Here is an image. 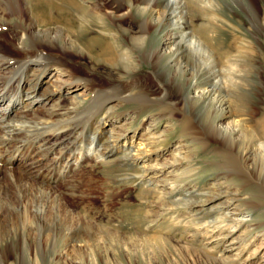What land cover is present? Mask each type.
Here are the masks:
<instances>
[{"label":"bare ground","instance_id":"obj_1","mask_svg":"<svg viewBox=\"0 0 264 264\" xmlns=\"http://www.w3.org/2000/svg\"><path fill=\"white\" fill-rule=\"evenodd\" d=\"M37 1L0 0V40L5 44L4 46L0 42V185L21 186V183H25L30 188L36 187L41 194L56 197L67 207L68 204L65 199L62 202V198L65 191H72L75 187L69 178L71 172L82 167L85 162L92 160L102 162L108 157V153L118 155L120 151L127 150L122 159L130 161L129 164L140 169L139 172L135 171L136 174L130 173L128 178L139 179L140 186L145 187L156 199L154 202L148 200V208H145V219L150 224L148 227L155 225L163 215H168L166 218L169 219L167 227L169 233L168 230L165 233L159 232L161 234L157 240L169 241V253L175 254V258H172L169 264H177L178 260L182 262L187 260L190 264H264V212L251 210L247 199L251 198L248 192L246 197L245 192L239 193L237 188L229 186L228 182L231 184L235 174L234 177L226 175L221 170L223 165L221 166L217 160L207 165L214 170L211 179L203 178L196 181L205 167L195 165V155L204 152L220 157L224 154V149L220 145H212L213 142L210 141L208 145H201L202 143L196 142L195 138H192L194 143L188 142L186 136L190 134L189 130L177 121L170 110L162 108L158 112L151 111L146 117L140 115V108H135L131 114L126 112L121 114L116 112L118 110H115V106L127 97L128 93L106 97L95 109L93 105L91 106L94 109L91 117H94L95 126H92L89 140L82 147L72 148L69 144V135L77 124L72 126L75 120L69 121L79 109L74 106L83 102L90 95L89 92H93L92 100L96 101L98 90L95 88L97 83L93 76L75 72L74 63L67 52L80 55L86 46L88 54L94 51L96 57L110 62L124 61L122 64H125L131 61L133 48L136 49L137 45L143 44L147 38V30H139L137 34L126 32V39L130 42L127 45L133 46L128 49L118 46L117 32L110 34L108 32L109 38L101 32L93 35L90 33L89 36L83 37L84 42L80 43L79 39L74 38L59 21L52 23L54 21L51 18V22H46L34 10ZM76 1L80 4L76 3L79 8L96 12L98 16L101 15L100 17L111 18L114 22L130 14L133 2L132 0L128 2L130 4L128 11L119 13L121 0H99L98 6L96 3L93 4L95 7L88 6V0ZM67 3L69 4L68 1ZM138 4L136 8L139 12L147 13L151 17L148 20L150 24L152 21L160 20L161 24H164V30L168 28L169 21H172L170 26L173 29L178 28L183 17L181 9L184 5L182 6L179 0H159L153 6L149 5L148 10L146 5ZM7 22L12 24V28L7 27ZM6 29L13 31L14 36L8 38L1 36ZM166 33L159 46L143 50L144 57L152 58L159 64L163 63L168 69L171 68L168 79L175 90L178 88L177 99L184 100L188 96L195 104L203 103L209 110L210 120L212 119L211 122L214 123L210 125L214 130L225 132L235 141L241 137L242 141L239 143L241 148L234 145L225 151L236 150L256 178L264 180V109L259 116L246 114L247 119L237 117L241 112L224 111L216 89L220 78L215 74L220 68H215L218 57L216 58L217 55L208 41L193 32L194 34L188 36L189 39L179 42V39L176 40L175 32L170 33L168 30ZM191 49L196 51L191 54L189 51ZM178 54H181L180 58H177ZM187 56L190 58L192 56L199 64H204L205 60L206 64L208 60L213 63L210 67L211 72H205L206 77L204 80L202 78V82L194 81L188 93L184 86L181 87V84L187 83L184 77L189 68L182 59ZM170 57L176 59L175 62L169 63ZM164 58L168 60L162 61ZM228 62L235 67L233 60ZM226 68L231 66L227 65ZM143 84L146 85V82ZM148 86L152 88V84ZM150 92L156 94L154 100L161 101L168 100V96L172 94L162 84L153 87ZM65 97L72 101V105L62 107L64 109L62 110L60 105ZM178 102L177 100L171 105L169 103V109L177 106ZM8 105L10 106L7 109ZM246 122L250 123L249 126ZM158 125H161L162 129L155 134L153 129ZM176 125L180 126L179 139L169 142V147H164V135L168 129L170 135ZM238 131L240 135L236 136ZM99 136H106L107 141H102L101 138L102 143L99 144L96 141L100 139ZM191 136L194 137L192 134ZM213 140L216 141L215 138ZM44 166L57 168L58 171L56 174H48L49 170L46 169L47 173H44L42 168ZM28 176L37 178L42 183L46 182L47 185L32 181ZM59 183H63L64 186H59ZM83 221L88 223L87 220ZM174 232L183 235L182 245L179 244Z\"/></svg>","mask_w":264,"mask_h":264},{"label":"rangeland","instance_id":"obj_2","mask_svg":"<svg viewBox=\"0 0 264 264\" xmlns=\"http://www.w3.org/2000/svg\"><path fill=\"white\" fill-rule=\"evenodd\" d=\"M124 1H119L121 10L118 12L128 11V5L130 6L128 2L133 1L130 14L121 16L122 18L115 22L111 18L98 16L99 14L96 12L79 8L80 4L76 0H38L35 5L34 10L46 22H51L52 19L54 21L52 23L59 21L73 34L74 38L79 39L80 43H83V37L89 36L90 33L93 35L101 32L109 38L110 32H117L119 35L118 46L128 49L133 46L127 45L130 42L126 39V32L137 34L136 32L139 30H147V38L143 44L137 45L136 49L133 48L132 59L125 64H122L124 61L110 62L104 58L96 57L94 51L88 54L86 46L82 51L84 53L81 52L80 55H75L71 51L67 52L68 57L72 58V63H74L75 72L93 76L97 83L95 88L98 90L96 101L92 100L93 92H89L90 95L83 102L77 103V106L73 105L79 109L69 121L75 120L72 126L77 124V127H74L75 130L69 135L72 139L68 138L69 144L73 149H76V147H82L89 140V133L91 129L93 130L92 126H95L94 117H91L92 110L103 99L128 93L127 97L120 100V103L115 106V110H118L116 112L131 114L132 110L140 108V115L146 117L150 115L151 111L158 112L162 108L170 110L173 116L178 119L177 121L189 130L190 134L186 136L188 142L199 141L202 143H200L201 145H208L210 141L213 142L212 145H220L224 149V154H221L220 157L204 152H198L195 155L197 162L195 165L205 167L196 181L203 178L211 179L214 170L207 165L211 161L217 160L221 166L223 165L221 170L226 175L234 177L235 174V179L232 182L236 183L228 182L229 186L237 188L239 193L245 192L244 195L248 192L251 197L247 198L251 210L257 209V211L264 212V180L256 178L254 172L245 164L243 158L238 156L236 150L225 151L226 148L234 145L241 148L239 146L240 140L242 141L241 137L235 141L225 132L214 130L210 125L211 123L214 125V123L211 122L212 119L210 120L209 110L203 103L195 104L188 96L184 100L177 99L178 88L175 86V90L174 85L168 79L171 68L168 69L163 63L159 64L152 58L144 57L143 54V50L159 46L168 30L170 33L175 32L176 40L179 39L180 41L177 40L179 42L189 39L194 33L201 35L208 41L214 54L216 53V58L218 57L215 68H220L215 71V74H218L220 78L216 89L218 98L222 100L220 103L223 105V110L233 113L234 111L241 112L237 117L243 119H247L250 114L259 116L264 109V0H197L198 2L196 0H179L182 6L184 5L181 9L183 17L178 28L173 29L172 21H169L171 28L168 26L166 30L163 29L164 24H161L160 20L152 21L150 24L149 14L141 13L136 8V5L140 3L146 5L148 10L149 5L153 6L159 0ZM98 2L100 1L88 0L87 5L95 7V5L98 6ZM143 2L147 4H143ZM94 3L96 4L93 5ZM57 5L60 9L57 8ZM67 7L71 10L69 11ZM7 27L12 28V24L8 23ZM1 36L8 38L14 36V33L6 29L1 33ZM0 42L5 46L1 40ZM194 50L196 51V49ZM194 50L189 51L192 54ZM180 56L181 54H178L177 58ZM191 58L193 57L191 56ZM191 58L188 56L182 58L184 64H188L189 68L184 77V80L187 79V83L186 85L185 83L181 84L187 93L193 83L204 80L205 72H211L210 67L213 65L209 60L207 61L208 66H206V60L202 61L204 64H199L198 60L193 58L192 62ZM165 60L168 59L164 58L162 61ZM175 60L170 57L169 63H173ZM228 60H233L236 64L235 67L230 65ZM226 63L231 68H226L227 65H223ZM156 65L158 68H155ZM196 69L198 70L196 71ZM199 78L201 79L199 80ZM145 82L146 85L143 84ZM148 84H152V88L162 84L172 94L170 97L168 96V100H154L156 94H151L150 89L152 88ZM177 100L179 101L177 106L169 109V103L171 105ZM61 105L60 108L71 107L72 101L65 97ZM63 108L62 110H64ZM246 124L249 126L250 123L246 122ZM89 127L91 128L89 129ZM80 128H83L82 132ZM161 129V125H158L153 131L158 134ZM179 131L180 126L176 125L169 135L168 129L164 135L165 138H163V146L169 147V142L178 140ZM239 135L240 131L236 136ZM77 136H80L78 137L80 142L77 141ZM101 138L102 141H107L106 136H99V140H96L99 144L102 143ZM192 138H195V141ZM126 151L122 150L118 155H109L108 153V157L102 162L99 160L88 161L83 163L79 169L71 172L69 178L75 187L72 191H65L62 198V202L65 199L64 201L68 204L67 207L63 206L56 197L41 194L36 187L30 188L25 183H21V186L17 184L13 186L0 185V264H169L172 258H175L174 253H169V241L165 242L160 238L161 241L157 240L161 233L168 230L169 219L166 218L168 215H163L155 225L148 227L149 222L145 219V208H148V200L154 202L156 199L145 187L140 186L139 179L128 178L131 174L139 172L140 169L129 164L130 161L122 159ZM222 155L224 156L222 157ZM167 158H169V154ZM42 168L44 173H47L46 169H48V174H56L58 171L57 168L51 166ZM28 177L41 185L44 183L45 186L47 185L46 182L42 183L37 178ZM59 186L64 185L59 183ZM83 220H87L88 223H84ZM174 234L179 244L182 245L183 235L179 232H174ZM176 263L190 264L187 260L183 262L178 260Z\"/></svg>","mask_w":264,"mask_h":264}]
</instances>
